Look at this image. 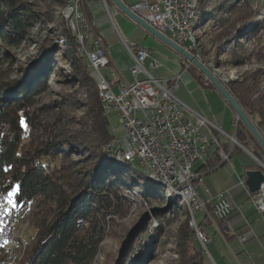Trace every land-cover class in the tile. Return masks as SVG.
Here are the masks:
<instances>
[{
	"label": "trees",
	"instance_id": "obj_1",
	"mask_svg": "<svg viewBox=\"0 0 264 264\" xmlns=\"http://www.w3.org/2000/svg\"><path fill=\"white\" fill-rule=\"evenodd\" d=\"M259 1L218 0L214 4L206 13L208 19L205 26L216 27L218 31L211 37L208 46L201 42L199 54L202 61L208 63L206 59L214 48L228 51L232 55L231 62L235 52L233 49L240 48V58L234 59L238 63L260 56L261 52L249 47V44L257 46L258 42L264 52V2ZM52 4L51 9L42 12L35 8L32 0H0V56L8 55L9 47H18L28 40L37 24L54 23L56 7L65 6L66 0H52ZM199 4L203 12L211 0H200ZM67 28L62 29V39L66 41L63 49L55 44L44 54L52 56L54 52H61L75 69V78L82 83L89 106L80 128L68 135L63 130L64 119H68V116L62 110L68 105L66 102H73V99L66 98L59 105L62 109L52 114L54 121L42 131L47 135L45 139L38 138L39 144L32 139L24 141V136L31 132L27 123L34 124L36 116L33 110L31 115L30 108L34 107L36 96L48 86V67L36 65L32 72V67L28 69L30 73L24 81L0 85V124H9L13 132L0 133V200L4 201L7 192L20 186L14 200L21 205L23 215L30 217L28 235L24 236L26 251L21 264H92L106 236L108 224L114 221L115 214L127 208L122 195L124 188L133 190L135 186L130 184V180L143 179L141 174L132 176L112 164L107 148L114 140L110 116L104 113L93 69L87 67L85 57L79 56V45L70 28ZM186 63L201 84L216 90L196 67ZM255 76L224 83L263 133L264 93L254 98L259 87ZM76 103L80 108L87 106L81 100ZM22 120L24 123H21ZM240 126L242 130L236 133L238 141L248 148L250 145L246 143L249 137L256 147L251 151L264 160L262 147L243 123ZM218 151L217 148L216 156ZM77 154L79 157H74ZM258 168L264 170L262 166ZM154 194L145 193L149 201L155 198ZM187 217L190 221V217ZM146 220L147 216L133 233L143 226L145 229ZM189 221L188 224L187 221L184 223L180 232L179 264H204L203 249L193 244L194 238L188 231L193 230ZM129 246L120 256V264H129ZM139 261V256H136L132 264ZM106 264L112 263L108 260Z\"/></svg>",
	"mask_w": 264,
	"mask_h": 264
},
{
	"label": "built area",
	"instance_id": "obj_2",
	"mask_svg": "<svg viewBox=\"0 0 264 264\" xmlns=\"http://www.w3.org/2000/svg\"><path fill=\"white\" fill-rule=\"evenodd\" d=\"M194 1L160 0V3L151 5L141 2L133 9L158 30L191 51L192 42L188 28L196 15ZM68 2L71 9L70 31L79 45V53L87 58L95 77H99L100 100L104 113L110 116L115 112L119 128L123 130V136H119L116 129L111 127L114 141L109 145L113 148V155L119 159H132L135 164H140L146 171L157 174L159 179L170 183L175 189L188 190L195 212V219L191 220L190 227L193 228L204 251L209 254L207 243L210 237L202 224L206 223L210 216L225 220L232 213L233 207L226 191H220L209 208L194 185L196 181L203 179V175L193 167L196 161L209 155L213 145L219 149L218 156L228 162L230 154L225 150L222 139L228 137L233 147L237 143L236 137L228 135L222 127L209 119L202 117L196 123L188 118L175 94L181 75L166 80L151 76L145 68V62L150 55L146 48L128 45L133 61V82L125 81L117 70H111L110 75L103 73L102 69L110 66L108 48L100 37L93 35V24L82 9L84 0ZM140 74H145L146 77L140 79ZM207 129L215 131L211 139ZM242 184L246 186L245 181H242ZM250 198L264 214V186L258 192L250 193ZM16 204L15 208L9 207L10 215L20 210L21 205ZM201 212L204 217L199 224L197 214ZM9 223L10 217H2L0 230ZM81 223L82 220L79 221V224ZM7 239L9 240V237ZM242 240H245V237H242Z\"/></svg>",
	"mask_w": 264,
	"mask_h": 264
},
{
	"label": "rangeland",
	"instance_id": "obj_3",
	"mask_svg": "<svg viewBox=\"0 0 264 264\" xmlns=\"http://www.w3.org/2000/svg\"><path fill=\"white\" fill-rule=\"evenodd\" d=\"M32 1L36 4L35 8L40 9L42 12L51 9V6L53 5L52 0ZM217 1L218 0H211V4L205 6L201 25L205 19H208L206 13L214 7V4ZM260 1L258 3L264 2V0ZM63 6L56 7L57 12L55 13L56 19L54 23L47 24L46 22H42L37 24V26L33 28L28 40L23 41L18 47H9V52L6 53L8 55L0 56V85H5L10 82H12L10 84H13L24 81L28 77V73L30 72L27 71L31 67V72L37 66H45L49 69V75L47 78L48 86L36 96L34 107L30 108L31 115L33 110L36 116L35 119H33L34 124H31L30 122L27 123L31 132L30 135L27 133L26 136H24L25 142H29L32 139L39 144L40 140L38 141V138L42 137L41 139H45L47 135L42 131L49 127L50 123L54 121L52 114L57 112L55 110L62 109L59 105L66 98L73 99V102L71 103L69 101L66 102L68 105L62 110V112L68 116V119H64L63 124V130L66 135H68L69 132L71 133L74 129L80 128V122L87 114L89 106L87 104L89 103L88 97L83 93L84 88L82 87V83L75 78V69L72 68L71 64L61 52H58V54L54 52L52 56H49L50 54H44L45 51H49V49L53 48L55 44L60 45V49H63L66 44V41L62 39V29H68L67 20L63 14ZM204 27L203 31H200V39L204 46H208L211 37L217 33L218 29H216V27L211 28L210 25ZM236 39L240 41L239 38ZM246 44H248V42H246ZM249 47L260 51V56H258V58L254 57L245 63L234 62V59L240 58V53H242L240 48H234L233 62H231L232 55H230L228 51L214 48V51L206 59L208 61L206 64L218 70L223 82L243 81L246 76L256 75L255 77L258 79L259 87L258 92L254 95L255 98L261 93H264V52L258 42L257 46L249 44ZM166 49L169 52L175 53L170 47ZM79 56L83 57L80 53ZM85 61L87 67H89V62L86 58ZM102 72H106L105 68L102 69ZM74 78L76 80H74ZM78 100H81L84 105L86 104L87 106L80 108L76 103ZM52 106L54 110H52ZM37 123H39L38 126L41 128L36 126ZM47 123L49 124L46 125ZM110 123L111 127L116 129V133L119 136H123V130L119 128L118 116L115 112L110 115ZM240 127V123L237 122L236 130L241 131L242 128ZM262 128L264 129V125ZM234 130L235 126L234 128L230 127L229 129H225L226 132H232ZM0 133L12 134L13 132H11L9 124L4 126L0 124ZM236 140L237 143H235L234 150L244 147L254 155L251 148L256 149V147L249 137L247 138L248 141L246 143L247 145H250L248 148L246 145V147L243 146L237 138ZM113 141L114 140L111 142ZM107 148L111 155L112 164L115 168L122 169L124 172L127 174L129 173L132 176L137 175L138 177V174H141L143 179L141 178L138 181L133 179L130 180V184L135 186L132 187L134 188L133 190L124 188L122 195L124 196L123 201L125 200L127 202V208L124 212H119L117 215L115 214L114 221H111L108 224L106 236L101 242L99 253L92 264H106L108 260L112 264H116V261H118V258L122 254L121 251L125 242L128 239V243L123 251H125L129 245L131 246V242L134 241L130 250L131 256L129 258V264L133 263L136 256H139L140 259L138 264H179L180 232L184 223L187 221L188 224L189 221L187 217L189 216L188 207L186 204L181 203L180 197L176 198L174 195H170L169 189H167L166 186L155 183L149 179L147 174L144 173L137 164L134 163L131 165L127 162L126 164H117L114 162L113 148H110L109 144L107 145ZM74 157L79 156L77 154ZM219 158V156H216L218 161ZM261 161L264 164V160L262 159ZM203 163L204 159L196 161L193 169L197 170ZM233 165L228 163V169H230V171H233ZM194 185H196V183H194ZM145 193H155V198H151L149 201ZM6 207H9V205L6 204ZM20 214L22 216V221L19 227L22 228V232H20L23 235L22 239H24V236L28 235L27 227H29L28 224H30V217H28V214L23 215L22 209ZM145 216H147L145 229L142 225L143 227L141 229L133 233L137 228L136 226L145 219ZM191 230L192 229H189L188 231L193 236L195 242L197 237L193 230ZM207 247V249H209V254L204 251V247L201 246V249H203V260H208V263L206 264H225L224 255L229 251V246L221 235L217 236L214 243L212 240L211 243L207 244ZM141 255H143V258ZM228 259L229 258L226 257L227 262ZM21 262H19V264H21Z\"/></svg>",
	"mask_w": 264,
	"mask_h": 264
},
{
	"label": "crops",
	"instance_id": "obj_4",
	"mask_svg": "<svg viewBox=\"0 0 264 264\" xmlns=\"http://www.w3.org/2000/svg\"><path fill=\"white\" fill-rule=\"evenodd\" d=\"M123 1L130 7L141 2L150 5L160 3V0ZM82 9L93 24V35L100 37L108 48L110 66L105 68V74L110 75L111 70H117L125 81L133 82V61L128 45L146 48L150 55L145 62V68L151 76L166 80L181 75L175 94L188 118L196 123L202 117L209 119L224 131L235 126L234 131L225 132L236 137L235 112L217 90L201 84L189 64L178 53L167 51L169 46L122 13L111 0H87L83 2ZM138 77L144 79L146 75L140 74ZM262 131L264 133L263 128ZM206 132L210 139L215 133L211 129ZM222 141L230 154L233 149L232 142L228 137H224ZM216 151L217 146L213 145L202 166L196 170L203 175V179L196 181L195 187L209 208L215 195L226 191L233 210L223 221L210 216L206 223L202 224L210 237L207 244L212 240L214 243L217 236L221 235L229 246V251L224 255L225 264H264V214L252 203L250 190L242 184V181L246 184L247 171L258 169L260 162L244 147L234 150L226 163H223L221 157L219 161L216 159ZM228 163H234L233 171L228 169ZM203 217L204 213L197 214L199 224L202 223ZM242 237H245V240H242ZM194 244L198 248L202 246L198 239ZM226 257L229 258L228 262ZM206 263L207 259L204 260V264Z\"/></svg>",
	"mask_w": 264,
	"mask_h": 264
},
{
	"label": "bare ground",
	"instance_id": "obj_5",
	"mask_svg": "<svg viewBox=\"0 0 264 264\" xmlns=\"http://www.w3.org/2000/svg\"><path fill=\"white\" fill-rule=\"evenodd\" d=\"M68 1L69 0H66V5L64 6L63 14L67 20V26L70 28L69 19L71 16V9ZM199 2L200 0L194 1V12L196 13V15H195V19L191 20L189 23L188 35L190 41L192 42L191 52L195 53L200 58V54H199L200 46H201L200 31L205 26L206 19L203 21L201 25V21L203 19L204 14L202 12V8L200 7ZM96 79H97L96 82L98 87V94L99 97H101V85H100L99 77H96ZM109 147L112 148L110 145ZM113 160L119 164H124V163L126 164V162L131 165L134 164V161L132 159H119L113 156ZM137 165L142 169L144 173L147 174V176L153 182L166 186L167 189H169L170 195L174 194L176 198L179 197L181 198V203L186 204V206L189 209L188 212L190 216L189 224L191 225V220L195 219V212H194V206H192V197L189 194L188 190L175 189L173 186H171L170 183L164 182L163 180L159 179L157 174H152L151 172L146 171L144 166H141L140 164ZM9 207H6L5 201L0 200V223H2V217H10L9 225L3 226V230H0V264H19V262L22 261L26 251V242L24 239H22L23 235L21 234L22 228L19 227L22 221V216L20 214L21 207L20 210L16 211L13 215H10ZM3 208H9V212L4 213L2 210ZM7 237H9V240L7 239ZM6 241L7 243H5Z\"/></svg>",
	"mask_w": 264,
	"mask_h": 264
},
{
	"label": "water",
	"instance_id": "obj_6",
	"mask_svg": "<svg viewBox=\"0 0 264 264\" xmlns=\"http://www.w3.org/2000/svg\"><path fill=\"white\" fill-rule=\"evenodd\" d=\"M114 5L122 11L126 16L131 20L145 29L147 32L152 34L158 40L169 46L176 53H178L184 60L189 62L191 65L196 67L205 77L209 80L220 95L225 99L226 103L232 108L237 116V122L243 123L258 144L264 150V135L258 128L257 124L253 121L252 117L243 109L237 99L230 92L227 85L220 78L218 70L214 69L212 66L206 64L202 61L195 53L185 49L182 45L175 42L168 35L158 30L150 22L145 20L133 7L127 5L123 0H111ZM256 159L260 162V166L264 168V164L261 159L254 154ZM111 156V155H110ZM246 186L251 193L258 192L264 186V170L263 169H254L248 170L246 174ZM264 201V199H263ZM162 209V208H159ZM129 240V239H128ZM128 240L125 242V245L121 252L125 249ZM118 264H120V257L118 258Z\"/></svg>",
	"mask_w": 264,
	"mask_h": 264
},
{
	"label": "snow or ice",
	"instance_id": "obj_7",
	"mask_svg": "<svg viewBox=\"0 0 264 264\" xmlns=\"http://www.w3.org/2000/svg\"><path fill=\"white\" fill-rule=\"evenodd\" d=\"M21 123H24L23 120L21 121ZM5 170L7 171L8 169H5ZM19 188L20 186L18 185L15 186L12 189V191L7 192V195L3 198L6 204L10 206V208H15L17 206L16 201L14 200V197L16 196ZM2 210L4 213L9 212V208H3ZM5 243H7V241Z\"/></svg>",
	"mask_w": 264,
	"mask_h": 264
}]
</instances>
